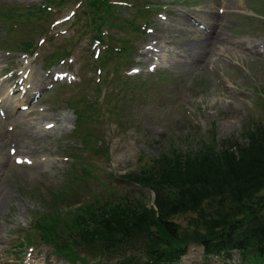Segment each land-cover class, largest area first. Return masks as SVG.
<instances>
[{
    "label": "rangeland",
    "instance_id": "374dc122",
    "mask_svg": "<svg viewBox=\"0 0 264 264\" xmlns=\"http://www.w3.org/2000/svg\"><path fill=\"white\" fill-rule=\"evenodd\" d=\"M106 1L93 18L96 0H0V264H67L30 231L35 213L68 216L113 193L151 204L120 177L264 124V0ZM211 14L229 44L205 28ZM203 33L218 44L203 51ZM177 264L251 263L191 243Z\"/></svg>",
    "mask_w": 264,
    "mask_h": 264
},
{
    "label": "trees",
    "instance_id": "16d2710c",
    "mask_svg": "<svg viewBox=\"0 0 264 264\" xmlns=\"http://www.w3.org/2000/svg\"><path fill=\"white\" fill-rule=\"evenodd\" d=\"M90 1L87 5L95 3ZM92 7L93 18L112 8L106 0ZM93 38L103 43L100 35ZM243 138L204 141L187 153L169 148L121 177L152 193L151 204L113 193L108 201L81 203L64 218L62 212L36 213L37 240L68 261L86 249L96 264L115 258L113 264H175L191 243L201 246L204 256L232 260L238 253L242 261L264 264V124L251 123ZM188 214L185 226L174 221Z\"/></svg>",
    "mask_w": 264,
    "mask_h": 264
},
{
    "label": "bare ground",
    "instance_id": "6f19581e",
    "mask_svg": "<svg viewBox=\"0 0 264 264\" xmlns=\"http://www.w3.org/2000/svg\"><path fill=\"white\" fill-rule=\"evenodd\" d=\"M213 1V0H212ZM223 8H226V7H223ZM212 16L210 18H207V21L206 19L204 20L203 19V22H205V28L207 27V30L209 32H211L212 30L215 32L214 36L216 39H221V41L223 43H227L228 42H231V40L228 39V37H224L225 35L222 34L223 32V29L226 28V24H225V21H223V17H220L218 14H211ZM195 17V16H194ZM208 17V16H207ZM199 21V20H198ZM201 21V20H200ZM186 23V22H185ZM166 24H163V26L165 27ZM185 25H188V26H191L190 25V22H187ZM201 26V25H200ZM214 26V28H213ZM204 34V33H203ZM215 38L212 37V36H209L207 34H204V38L201 39L200 41H198L196 43V45H199L201 46V49L203 51H206L208 50L210 47H212L213 45H216L218 44L217 41H215ZM160 42V41H159ZM229 44V43H228ZM263 47H264V43H262ZM235 44H233V48L234 49H237L238 52H240V49H241V46H237ZM155 47V46H154ZM157 47V46H156ZM249 51V50H248ZM186 63V62H185ZM189 63H192V62H189ZM184 64V63H182ZM54 77V76H53ZM19 118H21V116H18ZM22 133V132H21ZM23 135V134H22Z\"/></svg>",
    "mask_w": 264,
    "mask_h": 264
}]
</instances>
